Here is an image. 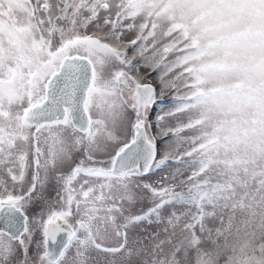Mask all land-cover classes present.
Masks as SVG:
<instances>
[{
	"label": "snow or ice",
	"instance_id": "snow-or-ice-1",
	"mask_svg": "<svg viewBox=\"0 0 264 264\" xmlns=\"http://www.w3.org/2000/svg\"><path fill=\"white\" fill-rule=\"evenodd\" d=\"M0 264H264V0H0Z\"/></svg>",
	"mask_w": 264,
	"mask_h": 264
}]
</instances>
